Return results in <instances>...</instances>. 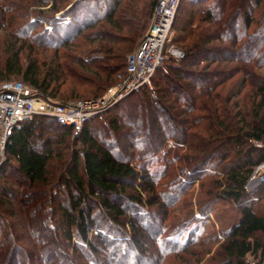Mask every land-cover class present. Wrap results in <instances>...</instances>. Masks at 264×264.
<instances>
[{
  "label": "trees",
  "instance_id": "obj_1",
  "mask_svg": "<svg viewBox=\"0 0 264 264\" xmlns=\"http://www.w3.org/2000/svg\"><path fill=\"white\" fill-rule=\"evenodd\" d=\"M67 1L39 0V6L46 4L55 14L44 22L49 28L42 32L28 28L22 38L28 50L25 58L26 48H9L0 54V82L21 78L24 84L60 103L102 97L115 84L116 76L124 74L127 58L148 32L158 2L75 0L61 11ZM180 1L201 7L199 15L191 14L184 23V7L178 5L171 30L179 34L167 43V48L175 46L183 58L169 57L156 70L151 79L154 92H140L146 101L136 103L140 113L128 120L127 127L110 118L113 143L105 146L95 141L88 128L90 122L72 140L70 127L44 117L24 122L7 142L0 184L11 172L19 179L18 190L15 185H0V207L11 205L16 196L24 210L19 220L25 226H36V234L46 239L55 229L52 224L58 226L56 237L60 239L52 244L61 243L66 248L53 255L52 247L44 252L45 264H54L57 259L58 264H162L176 257L181 235L199 219L190 213L177 227L166 228L161 222L155 226L154 220L157 222L160 214L165 218L167 207L179 198L171 203L169 195L160 196L158 192L165 186L157 185L159 178L130 163L134 156L157 155L169 140L185 148L186 156H176L175 160L187 163L188 174H184L186 167L182 175L189 181L184 190L182 176L180 188H170L180 189L178 195L183 197L203 169L216 162L224 179L214 197L240 207V218L224 232L225 242L219 246L217 258L226 261L223 264H244L248 256L262 250L264 215L247 206L245 186L254 170L264 163V146H254L264 139V79L253 72L264 67V9L254 32L247 36L254 12L264 0ZM32 20L33 25L36 18ZM3 26L10 28L5 22ZM237 75L239 80L227 88L226 83ZM133 98L137 100L138 94L123 104H130ZM75 144L81 148L76 149ZM71 145L68 156L61 153L62 160L69 161L61 166L53 164L59 157L56 148ZM120 148L122 152H118ZM168 176L172 179L173 174ZM211 196L208 193L203 204L196 205L199 216L207 215ZM35 208L40 212L41 224L33 215ZM11 225L19 233L21 224ZM164 232L180 235L160 239ZM26 244H10L2 257L0 252V264L37 263L40 259L36 249L42 244ZM6 246H0V251ZM145 249L150 253L146 254Z\"/></svg>",
  "mask_w": 264,
  "mask_h": 264
},
{
  "label": "rangeland",
  "instance_id": "obj_2",
  "mask_svg": "<svg viewBox=\"0 0 264 264\" xmlns=\"http://www.w3.org/2000/svg\"><path fill=\"white\" fill-rule=\"evenodd\" d=\"M75 0H68L66 5H63L60 7V10L63 11L64 7L69 6L71 3H73ZM40 2L39 0H0V54L4 52L5 49L14 48L17 50H20L22 48H26L23 46L24 42L22 41V38L28 32V28L30 27H36V30L34 32H42L44 28H49V26L45 25V20L48 18H51L55 14H53L51 11H49L50 6H39ZM182 5L183 11L181 12V18L184 23H187L190 19L191 14H197L199 15V11L201 10L200 6L193 7L192 5H189L187 2L186 4L182 1H180L179 6ZM184 5V6H183ZM35 6V7H31ZM264 9V3L260 5L259 10L254 12V23L251 25L250 29L247 31V36L251 35L252 32H254L255 24L260 21L261 14ZM103 11V10H102ZM60 13V12H58ZM57 13V14H58ZM61 14V13H60ZM179 14V13H178ZM5 16L3 20L1 21V17ZM59 15V14H58ZM56 15V16H58ZM177 15V13H176ZM175 15V16H176ZM36 18L35 24H31L33 22L32 19ZM175 19V18H174ZM3 22H5L7 27H10L9 29H3L5 28L3 26ZM12 29V30H11ZM176 34H179L177 31H172L170 29L169 33V42L171 44L172 38L176 36ZM63 37V32L59 33L57 35V38L61 40ZM4 44V46H3ZM22 45V46H21ZM174 49L180 51L175 46H173ZM27 48L25 53L23 54V58H25L27 52ZM51 52V51H47ZM181 52V51H180ZM253 72L260 78L264 79V67L253 70ZM239 75L234 77L231 81H228L226 83V87L230 88L234 86V84L239 80ZM123 80V79H122ZM20 81L22 82L21 78L13 77L10 79V83ZM120 83L118 77L116 76V82L113 86L108 87L103 94L111 88L116 87ZM2 82H0V88L2 86ZM247 88V87H246ZM246 88L242 91V95L245 93ZM148 92H154L153 84L148 86H143L138 89L131 90L125 94H122V97L119 100H116L113 102L112 106L109 107L107 112L104 114H101L100 118L90 121L88 128L90 127L92 132V138L97 141L100 144H104L105 146H108V144L113 143L114 141V134L112 132V129L109 125L110 118H116L119 124H123L124 127L128 126V120L135 119L140 113V107L138 104L139 102L146 101V99L142 98L140 92L145 90ZM137 93L139 98L136 100L133 98L128 104L124 101H127L128 98H130L133 94ZM154 95V94H153ZM83 100V99H82ZM88 100V99H84ZM138 105L137 107H134V105L130 108L131 104ZM123 104V105H121ZM121 107V109L119 108ZM99 117V116H98ZM177 130L179 131L180 128L177 127ZM73 140V139H72ZM71 147H59L56 148L57 155L61 158L62 155L68 156L70 153ZM74 147L76 149H80L81 145L75 144ZM122 152V148H120ZM185 148H182V146L175 144L171 140L167 141V144L164 146V150L158 153L157 155L153 156H147V157H138L134 156L130 158V163L132 166H134L137 169L145 170L149 173L153 174V177L155 179L159 178L157 181V185H163L165 186L164 189L159 190V194L161 195H169L170 198L169 201L171 203L175 202L177 198H179L176 203H173L170 205V207H167L166 216L163 218V216L160 214V217L157 219V222L154 220V224L161 222V225L163 227H177L179 226V223L182 221V219H187L186 216H189L190 213L194 217H197L199 220L194 223L193 228L189 232H184L183 235H181L182 238H180L181 245L178 247L180 253L176 257H170L167 261L163 262L162 264H223L226 261H220L219 258H217V253L220 251L219 246L225 242L224 232L227 231L230 227L237 224L239 218H240V207L238 208L235 203H231L228 201H221L216 199L215 194L217 193V187L218 184L222 182L223 174L221 172V166L217 167L218 164L216 162H212L209 165H207L206 168L203 169L199 180L195 182L194 184H191L190 187H188V190H186V194L181 197V195H178L181 193V190L170 187H176L178 188L184 178H182V170H185L187 167V170L184 171V174H188V165H185L187 163L183 162H177L175 160L176 156L184 157L186 156ZM54 159L53 164L61 166V164L67 163L69 159ZM61 162V163H60ZM63 166V165H62ZM173 169V171H172ZM181 172V175H180ZM172 173L173 177L172 179L169 178L168 174ZM167 174V175H166ZM184 176V177H185ZM19 179L9 172L7 174V178L3 177L1 180V184L3 185L6 183V186L15 187L17 188V181ZM174 180L175 183H172L171 181ZM20 182L25 185V180L20 178ZM188 179L184 180V185L181 187H184V190L187 189L188 186ZM180 188V187H179ZM183 190V189H182ZM245 190L248 196L247 206L250 205L252 208H254L255 212L263 216L264 215V164H261L258 166L252 176L250 177L249 181L247 182L245 186ZM258 190H262L259 192ZM157 192V191H156ZM211 193V202L212 205L207 213V215L199 216L197 214L196 205L198 203H202L207 198V194ZM54 203V202H53ZM160 203L162 205H165L164 201L160 200ZM185 203V206H182ZM188 205V207H187ZM191 205V207H190ZM13 206V207H12ZM53 206H56L53 205ZM245 206V205H244ZM12 207V209H11ZM243 208V207H242ZM241 208V209H242ZM29 210H33L32 208H28ZM150 212L154 213V210H150ZM9 213L11 215H9ZM40 212H38L35 208V211L33 215H36L37 221L39 224L43 223V220L40 217ZM54 213V212H53ZM24 214L23 207H21L18 204V198L16 196L13 197V201L11 202V205H4L3 207H0V246L1 248L6 244L5 251L1 252V257L6 253V250L10 247V244L16 245L22 244L24 247H27V243H35L36 247L39 244H42L40 248H37L38 258L40 259L37 263L36 261H29L24 264H45L48 263L45 258V253L50 252V248L52 249V255L53 252H57L58 249L61 251L66 248V245L64 248H62L61 243L56 246L52 244V242H56L59 237L58 234V226L53 223L54 230H51L49 232V239H46V237L38 236L35 231L36 226H25L22 224V222L19 220L20 217L22 218ZM14 215V216H13ZM38 216V217H37ZM54 220H56L57 215L53 214ZM11 222L13 224H21L18 227L19 233L17 230L13 228L11 225ZM26 222V220H24ZM29 224V222L27 223ZM12 226V227H11ZM157 226V224L155 225ZM161 227V228H163ZM61 234V231H60ZM178 232H172L167 233L164 232L160 236V239L169 238L174 235H178ZM56 235L58 237H56ZM180 235V234H179ZM19 240V241H18ZM38 240V242H37ZM62 240V239H61ZM13 242V243H12ZM21 242V243H19ZM24 242V243H23ZM149 243H152L150 240ZM261 246L262 250L258 252L255 256H248L244 264H264V238H261ZM167 246H170V243H166ZM26 249V248H24ZM31 250V249H29ZM45 252V253H44ZM145 253H150V250L145 249ZM30 254V253H29ZM35 255H33L32 258H34ZM29 257V256H28ZM144 260H146L148 257H143ZM4 259V258H3ZM24 261V260H23ZM60 263V259L54 261V264ZM143 262V261H142ZM53 264V263H51Z\"/></svg>",
  "mask_w": 264,
  "mask_h": 264
},
{
  "label": "built area",
  "instance_id": "obj_3",
  "mask_svg": "<svg viewBox=\"0 0 264 264\" xmlns=\"http://www.w3.org/2000/svg\"><path fill=\"white\" fill-rule=\"evenodd\" d=\"M179 2L180 0H158L148 32L138 49L127 58L124 74L117 75L120 83L108 89L98 99L60 103L43 96L20 81L2 84L0 88V167L7 159V142L24 122L34 117L53 119L59 125L70 127L71 138L74 139L81 134L87 123L107 112L113 102L122 97V94L143 86L149 87L154 73L169 57L183 58L182 52L173 47L167 48L170 29ZM254 146L263 147L264 139L254 143Z\"/></svg>",
  "mask_w": 264,
  "mask_h": 264
}]
</instances>
